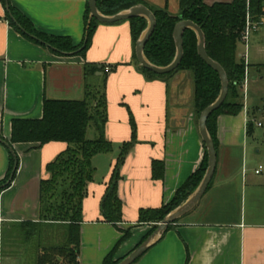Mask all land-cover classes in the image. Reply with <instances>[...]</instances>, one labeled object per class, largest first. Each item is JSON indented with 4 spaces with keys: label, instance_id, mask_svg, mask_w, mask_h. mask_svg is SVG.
Wrapping results in <instances>:
<instances>
[{
    "label": "crops",
    "instance_id": "crops-1",
    "mask_svg": "<svg viewBox=\"0 0 264 264\" xmlns=\"http://www.w3.org/2000/svg\"><path fill=\"white\" fill-rule=\"evenodd\" d=\"M167 1L162 0L163 7ZM233 1L204 0L207 5ZM10 2L40 34L70 38L74 47L83 43L88 0ZM249 50L248 42V64L264 66L259 57L251 58ZM262 51L259 49L258 54ZM245 53L239 52V56ZM135 55L128 22L99 25L85 57L56 54L14 28L0 1V182L9 172L11 154L18 158L15 178L0 192V264H36L40 248L63 240L62 223L42 221L40 192L42 182L50 178L47 165L68 145H10L11 130L14 120L41 119L45 98L82 99L88 83L86 64L117 67L106 84V138L113 151L92 158L94 180L87 186L79 225L80 264H103L126 231L131 237L118 249L115 260L128 256L152 229L138 222L140 210L169 203L200 168L205 148L194 110V80L188 72H179L167 82L148 81L138 72ZM249 77L250 82H258L264 78V70L250 69ZM89 81L95 83L96 78ZM131 115L137 141L119 168L117 195L122 203V220L108 222L102 200L121 148L132 140ZM247 123L245 109L238 116L218 117L217 167L210 188L197 207L167 230L135 264H264V171L256 174L262 165L251 167ZM155 160L165 166L161 180L153 178ZM23 224H30L25 227V239L20 238ZM31 237L38 245L34 261L27 259ZM19 240L23 243L9 242Z\"/></svg>",
    "mask_w": 264,
    "mask_h": 264
},
{
    "label": "trees",
    "instance_id": "trees-1",
    "mask_svg": "<svg viewBox=\"0 0 264 264\" xmlns=\"http://www.w3.org/2000/svg\"><path fill=\"white\" fill-rule=\"evenodd\" d=\"M0 1L5 9L6 18L14 28L34 43L48 46L56 54L74 53L85 57L86 52L92 46L97 28L102 24L97 20H90L87 3L84 40L79 47H74L70 38L48 37L40 34L33 24L12 6L10 0ZM178 1V14H172L169 11L168 1L164 7H155L146 0H97V8L104 16H114L140 4L147 6L156 17V28L145 46L144 55L150 63L160 67L170 65L175 59L176 46L173 31L178 22L189 20L202 28L208 55L224 68L229 80V91L225 102L211 115L207 123L208 131L217 150L219 146L218 117L221 115L238 116L244 111L242 96H244L243 85L246 75L249 74L250 69L264 70V66L246 64L245 59L241 58L238 52L246 28L247 14L251 15L253 22L261 24L264 18V0H234L231 3L219 2L213 5H207L204 0ZM126 22L130 26L133 46L136 47L137 41L148 27V22L141 17L132 18ZM197 46L196 33L191 29L186 30L183 36L184 55L181 64L177 72L174 71L167 75H156L144 69L140 66L136 55L134 62L138 72L148 81L167 82L179 72L191 73L194 80V110L199 119L200 113L215 102L220 95L221 81L219 75L200 58ZM116 67L106 68L105 64H86L84 76L88 83H86L82 99L45 98L41 119H17L12 123L10 145L33 143L37 147H42L52 142H62L68 145L64 153L47 165L46 169L50 178L42 182L40 192L42 221L49 222V225L62 223L65 234L63 240L57 245L39 249L36 264H80L78 260L80 255L79 225L82 221V202L87 196V186L94 180L92 158L98 154L113 151V145L106 138L108 122L106 84L109 74L115 71ZM97 73H101V76H97ZM92 77L96 78L95 83L89 81ZM253 115L248 111L247 134L249 136L252 133ZM131 124L132 140L123 144L113 176L102 200V210L108 222L115 223L122 220V203L117 195V187L120 178L119 168L137 141L136 124L132 115ZM90 126H93L96 134L93 140L87 138ZM0 138H2L1 135ZM207 166L208 155L205 149L204 160L200 168L176 191L169 203L157 209L140 210L138 222L149 224L152 227L140 244L155 231L170 212L182 205L196 190L205 175ZM17 170L18 158L12 153L7 177L0 182V192L10 187L12 181L9 184L8 182L12 176L13 179L15 178ZM164 170L163 161H153L154 179H163ZM29 225L23 224L22 226ZM173 226L174 224L170 225L168 230ZM123 233V237L104 259L103 264H118L121 261L115 260L117 251L131 237L130 231Z\"/></svg>",
    "mask_w": 264,
    "mask_h": 264
},
{
    "label": "water",
    "instance_id": "water-1",
    "mask_svg": "<svg viewBox=\"0 0 264 264\" xmlns=\"http://www.w3.org/2000/svg\"><path fill=\"white\" fill-rule=\"evenodd\" d=\"M90 10V20H97L102 24H116L126 22L132 18H145L148 22V27L142 33L141 37L136 43L135 52L137 60L141 67L156 74L167 75L172 72H177L184 55L183 36L186 30H193L198 38L197 51L200 58L212 68L218 75L221 81V92L215 102L206 107L199 116L198 127L202 142L205 146L208 155V166L205 175L196 190L189 196V198L175 210L170 212L164 220L158 225L155 231L148 236V238L141 243L133 252L123 258L118 264H135L142 256H144L167 232L170 225L175 224L184 216L192 212L200 203L203 196L209 189L213 180L217 167V150L212 139L207 123L211 115L216 112L225 102L229 91V80L224 68L216 61H214L206 51L205 35L198 25L189 20H181L178 22L173 31V38L176 46V56L173 62L166 66L160 67L150 63L144 55V49L151 39L156 28V17L154 13L145 5L140 4L130 8L129 10L120 12L114 16H104L97 8V0H88ZM20 28V26H18ZM35 38V37H34ZM36 39V38H35ZM80 100V99H79ZM11 177L8 184L12 181Z\"/></svg>",
    "mask_w": 264,
    "mask_h": 264
},
{
    "label": "rangeland",
    "instance_id": "rangeland-1",
    "mask_svg": "<svg viewBox=\"0 0 264 264\" xmlns=\"http://www.w3.org/2000/svg\"><path fill=\"white\" fill-rule=\"evenodd\" d=\"M146 1L152 6L163 7L161 4L162 0H146ZM168 3H169V11L172 14H178L179 1L168 0ZM249 38H250L249 53L251 54V58L254 59L253 57H259L258 60L264 62V51H262L263 52L262 54H258L259 49L261 48L264 49V25L262 26L260 25L257 29L251 30ZM246 49H247L246 44L242 41L241 44L239 45L238 52L244 54L246 52ZM187 74H189V76H191V80H193L191 73L188 72ZM242 102L245 105L246 110L254 114L253 115L254 118H252L253 120L252 133L249 139V157L252 160L251 167L253 169H256L257 167H259V165H262L264 167V78L262 80H259L258 82L249 83L247 97L245 98V96H242ZM259 122L262 124V127L257 126ZM95 136L96 134H95V130L93 129V126H90L88 128L87 138L93 140L95 139ZM44 216L47 215L44 214ZM20 234L22 236L20 238L25 239V237H23V235L26 234L25 227L20 232ZM9 242L14 244L23 243V241L20 240L9 241ZM38 242L40 244H43L44 241L38 239ZM14 246L17 248L16 245H13V247ZM37 246L38 245L36 244V240L34 239V237L29 238V241H27V247L32 248L29 252H27V259L29 261L32 260L34 261V252H35L34 250L37 249ZM5 247L7 248V245Z\"/></svg>",
    "mask_w": 264,
    "mask_h": 264
},
{
    "label": "built area",
    "instance_id": "built-area-1",
    "mask_svg": "<svg viewBox=\"0 0 264 264\" xmlns=\"http://www.w3.org/2000/svg\"><path fill=\"white\" fill-rule=\"evenodd\" d=\"M260 25H261L260 23L253 22L251 20V15L249 13L247 14L246 28H245V31L242 37V41L246 44V48H247V51L243 57L246 60V63H248V42H249L250 32L251 30L257 29ZM249 83H250V77H249V74L247 73L246 79L243 85V92H244L245 98L247 97V94H248ZM257 126L262 127V124L259 122ZM263 171H264V167L260 166L259 169L256 170V174H261Z\"/></svg>",
    "mask_w": 264,
    "mask_h": 264
}]
</instances>
